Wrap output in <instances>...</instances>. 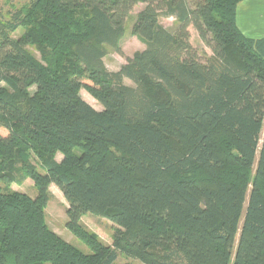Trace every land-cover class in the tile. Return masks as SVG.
I'll list each match as a JSON object with an SVG mask.
<instances>
[{
	"label": "trees",
	"instance_id": "trees-1",
	"mask_svg": "<svg viewBox=\"0 0 264 264\" xmlns=\"http://www.w3.org/2000/svg\"><path fill=\"white\" fill-rule=\"evenodd\" d=\"M241 1L30 0L0 19V264H264V39L238 30ZM140 4L145 48L108 72ZM26 180L33 198L7 187ZM51 185L90 254L48 228Z\"/></svg>",
	"mask_w": 264,
	"mask_h": 264
},
{
	"label": "rangeland",
	"instance_id": "rangeland-1",
	"mask_svg": "<svg viewBox=\"0 0 264 264\" xmlns=\"http://www.w3.org/2000/svg\"><path fill=\"white\" fill-rule=\"evenodd\" d=\"M30 0H0V19L6 21L9 19V14L14 12L15 9L20 8L21 6L27 4ZM143 5L140 4L136 6L130 16L127 18L125 22L124 36L119 42V47L121 50V54L115 53L113 50H108L106 57L104 58V65L108 72L114 73L119 70V68L125 64L127 58H131L134 53L142 51L145 48L143 41L136 35L132 33V25L135 20L136 14L143 9ZM158 23L163 28L174 31L176 28V20L173 17H164L160 16L158 19ZM24 29H18L12 36L17 38L21 33H23ZM189 31V42L190 44L198 51L199 55L203 60L209 58L212 53L206 48L203 42L199 39L196 31L193 27L188 28ZM29 51L36 56L38 59H41L40 54L33 48L29 47ZM125 85L133 87L134 85L129 80H124ZM81 98L89 104L96 111H101L102 107L99 103L94 100L90 94H88L85 90L80 91ZM60 155L56 156V160H60ZM255 170V164L253 167V171ZM4 189L5 185H1ZM7 187L11 191H17L20 193H24L31 198L36 196V191L33 187V183L31 180H26L21 184H10ZM250 188V187H249ZM50 199L44 209L45 212V221L48 228L53 231L56 235L62 238L65 242L82 251L83 253L90 254V250L86 247V245L72 235L66 228V210H67V202L65 201L60 190L51 185L49 187ZM249 193V189H248ZM248 195V194H247ZM247 205L244 203L242 217L239 223V230L242 225L243 215ZM82 225L91 233H94L98 239L105 245H109L111 242L112 236L114 234L115 226L109 222L108 220L93 216L86 215L81 220ZM238 238V235H237ZM237 242V239H236ZM236 245V243H235ZM113 264H141L136 260L126 259L122 256H119L117 260Z\"/></svg>",
	"mask_w": 264,
	"mask_h": 264
},
{
	"label": "crops",
	"instance_id": "crops-1",
	"mask_svg": "<svg viewBox=\"0 0 264 264\" xmlns=\"http://www.w3.org/2000/svg\"><path fill=\"white\" fill-rule=\"evenodd\" d=\"M236 26L247 38L264 39V0H242L236 7Z\"/></svg>",
	"mask_w": 264,
	"mask_h": 264
}]
</instances>
